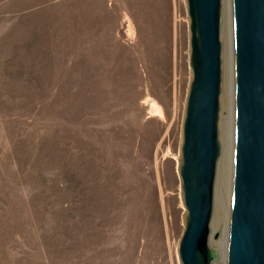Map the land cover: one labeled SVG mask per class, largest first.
I'll list each match as a JSON object with an SVG mask.
<instances>
[{
    "label": "rangeland",
    "instance_id": "1",
    "mask_svg": "<svg viewBox=\"0 0 264 264\" xmlns=\"http://www.w3.org/2000/svg\"><path fill=\"white\" fill-rule=\"evenodd\" d=\"M190 50L187 0H0V264H181Z\"/></svg>",
    "mask_w": 264,
    "mask_h": 264
},
{
    "label": "water",
    "instance_id": "2",
    "mask_svg": "<svg viewBox=\"0 0 264 264\" xmlns=\"http://www.w3.org/2000/svg\"><path fill=\"white\" fill-rule=\"evenodd\" d=\"M189 87L179 175L186 208L181 264H213L215 190L222 155L223 0H187ZM232 149L226 264H264V0H231Z\"/></svg>",
    "mask_w": 264,
    "mask_h": 264
},
{
    "label": "bare ground",
    "instance_id": "3",
    "mask_svg": "<svg viewBox=\"0 0 264 264\" xmlns=\"http://www.w3.org/2000/svg\"><path fill=\"white\" fill-rule=\"evenodd\" d=\"M228 3H229V9H228ZM224 8H223V28H222V42L224 43V49H223V84H222V88L224 87V90H223V98H222V102H223V110H224V115H223V125H224V122L227 124L230 125V127L228 128V141L229 143L231 142L232 143V132H231V123H232V116H231V111H230V98H231V95H232V104H233V91H234V88H233V80H234V77H233V47H232V44H233V39H232V34H233V28H232V9H231V0H225L224 1V4H223ZM153 108V107H152ZM155 112V111H154ZM162 110L159 111L157 110L156 113L158 114H161ZM230 133H231V141H230ZM231 149H232V144H230L229 146V150H228V153H227V156L229 157V160H228V164L230 165L231 164ZM214 218V217H213ZM213 223V221H212ZM156 225H157V222H154V224L152 225L151 227V230L155 233V231H158V225H157V229H156ZM213 228V226H212ZM213 232H216L213 230ZM213 236H211L210 238V242L209 244L211 245V247L213 248L212 246V240H213ZM216 240V239H215ZM219 241L218 242V245L216 246L218 248V251L220 252V255H221V258L223 256L222 254V249H224V240H217ZM224 241V242H223ZM214 249V248H213ZM160 250L161 248L159 247L158 245V251L157 253L155 254H152V259L154 260V263L153 264H163L164 262V255L160 254ZM219 255V257H220ZM219 258H217L215 262L218 261ZM213 263V264H214ZM218 264H226L225 260L223 261L220 260V262Z\"/></svg>",
    "mask_w": 264,
    "mask_h": 264
}]
</instances>
